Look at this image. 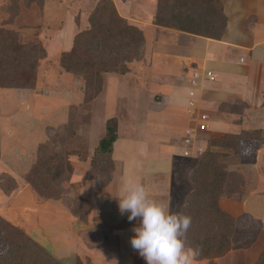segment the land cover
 I'll return each mask as SVG.
<instances>
[{
  "label": "rangeland",
  "instance_id": "374dc122",
  "mask_svg": "<svg viewBox=\"0 0 264 264\" xmlns=\"http://www.w3.org/2000/svg\"><path fill=\"white\" fill-rule=\"evenodd\" d=\"M99 1L44 0V5L41 7L37 3L27 7L21 0L18 3L19 11L17 15H14L13 1L0 0V28L13 30L20 44L42 45L46 51V58L40 61L37 72V88L42 90L40 96L27 97L26 92L18 94L16 90L0 89V179L4 175L10 176L14 179L16 188H19L10 197L0 190V217L19 228L62 264H78V260L81 264H146V261L130 244V239L134 235L132 229L138 225V221H129L128 214L122 215L119 211L117 197L121 195L126 180L131 179L143 185L151 196L158 193L154 188L155 182L173 168L177 178L174 175L171 183L173 185L172 208L173 212L179 213L185 202L181 203L180 197L192 191L190 173L199 164L200 159L206 158L207 154L208 156L214 153L222 155L212 166L213 182L207 195V201L210 204H220L222 198L236 200L246 195L249 178L245 170L239 168L240 148L239 152L234 153L226 148L215 147V141L225 137L214 131L213 126L209 124L210 115L203 113L201 109L195 111L199 116L194 114V118L198 117L199 122L195 119L189 125L193 131L189 130L191 132L184 136V131L178 129L177 133L169 135L168 127L173 128L170 126L174 123L171 125L165 117L168 115L167 112L175 109L167 108L171 105L166 103L164 90L162 88L154 90L150 84L152 81L146 78L149 77L148 75L139 74L137 81L145 83L146 87L138 92L132 84H129L127 88L125 82L116 77L120 75L113 74L109 77L105 74L101 93L91 103H82L88 89L85 88L81 78H76L61 69L60 57L65 51H52L49 44L59 40L60 33L65 29L64 23L67 19L69 20L66 16L70 19L72 17V23L75 24L74 31L70 35H64L67 37L66 40L71 41L81 30L88 28L89 16ZM112 1L119 15L144 33L145 43L140 49V57L136 62L128 65L130 70H133L132 75L136 76L142 72L140 64L145 62L148 65L152 58L150 56L154 53L158 54L159 51L154 50L155 45L171 40L169 38L171 34L178 35L183 32L169 26L161 27L155 24V19L159 15V0ZM231 1H234L233 8L236 9L235 0H223L227 17V6L231 5ZM64 12L68 15L65 16ZM23 14L29 19L22 18ZM30 17H34V21L30 20ZM252 26V19L244 20L243 28L247 29L250 36L263 39L262 28L255 29ZM226 33L227 28L223 38ZM64 39L65 37L61 36L60 44ZM162 56L158 54L155 60L158 68L162 66L161 70L164 71L168 66L164 64V60H160ZM186 69L182 76L185 75L184 72L188 73ZM157 76L167 79L168 73L167 76L164 72L163 75L157 74ZM172 76L176 75L173 73ZM115 78H118V82L121 80V85L112 82L116 80ZM200 78V74L194 71L190 84H198L197 81ZM208 79L210 80L209 77ZM131 81L134 82L133 79ZM162 82L164 83L165 80ZM135 99H137V105L134 103ZM196 103L193 104V108ZM212 104L208 103V105ZM232 106L237 108L232 111L238 115H244L246 112L243 109L244 105L237 103ZM75 110L77 114L73 116ZM259 112L260 116L264 114L263 109ZM148 113L151 116H148ZM203 116L207 117L206 122L202 121ZM71 118H73L72 121ZM113 118L118 120L119 126V140L113 152L115 169L111 180L101 183L96 178L97 171L93 160L99 142L105 134L106 123ZM251 120V122H245L243 128L253 129L259 125L257 118ZM199 124L206 125L204 131ZM48 125L56 129L54 131L58 136L55 151L64 160H61L64 165L69 164L71 167V169L65 167L66 175H63L58 185L50 188V193L56 194L57 197L60 195V199L52 201L38 195L29 181L30 174L35 171L32 167L38 156L37 146L47 140ZM237 128H239L238 124H227L224 125L223 130L227 133ZM186 141H190L192 145L188 144V146L194 149L184 151L186 159L175 157L171 161L167 156V159L165 157L160 159L161 164H151L154 163L152 159L157 154L160 153L159 156L162 153L168 154L166 147L170 146L169 149H171L175 146L182 149ZM253 145L259 144L253 143ZM258 154L264 161V151ZM151 156L154 157L151 159ZM188 159L197 163L190 165ZM56 161L58 162V157ZM166 161L174 162V166L171 167L172 164ZM161 166L164 170L159 168ZM152 181L153 185H151ZM157 189L159 190V187ZM161 199L168 200L165 197ZM226 205L229 203H226L224 207ZM247 207L248 211H259L258 209L263 211V206L256 198H253ZM70 209L76 210L78 216H72ZM108 210H112L113 214L119 213V216L104 214ZM80 216H86V221L80 220ZM109 226L114 232L110 231ZM258 234L261 235L251 240L246 246H236L235 243V251L232 250L231 245L229 253L223 257L195 260L194 263L257 264L264 252V233H256L255 236ZM239 238L240 234H236L235 242ZM115 243L123 246L122 248L120 246L119 256H111L100 250L101 247L106 251L107 245L111 246ZM3 250L0 246V252ZM90 259L94 262L91 263Z\"/></svg>",
  "mask_w": 264,
  "mask_h": 264
},
{
  "label": "trees",
  "instance_id": "16d2710c",
  "mask_svg": "<svg viewBox=\"0 0 264 264\" xmlns=\"http://www.w3.org/2000/svg\"><path fill=\"white\" fill-rule=\"evenodd\" d=\"M13 14L19 11L21 0H12ZM25 6L37 3L40 7L44 0H23ZM159 15L155 24L171 27L179 32L195 37L222 40L228 17L223 0H159ZM168 16V18L166 17ZM89 27L81 30L73 39L72 49L61 55V69L81 78L88 89L84 102L91 103L102 91L105 74L128 75L133 64L140 57V49L145 43L144 33L122 18L112 0H100L88 19ZM46 51L42 45L27 46L19 43L13 30L0 28V89L32 91L37 88V72ZM71 107V106H70ZM245 108V106H244ZM237 108H235L236 110ZM77 111L72 114L75 116ZM73 118L70 120L72 121ZM53 127L47 128V140L38 145L37 160L29 181L36 193L47 200L60 199L50 193V188L58 185L65 167L59 153L55 151L58 136ZM119 140V126L116 118L106 123V130L96 149L93 165L97 179L101 183L110 181L115 169L113 152ZM264 140L261 131H243L238 135H227L216 140L215 147L239 152L242 141ZM39 153V154H38ZM222 155L214 153L202 158L190 173L192 191L182 206L183 212L192 218L186 235V244L197 250L196 261L225 256L231 248V237L235 231V217L225 212L219 203L207 201L209 187L213 182V169ZM58 157V162L56 161ZM205 157V156H204ZM62 160V161H61ZM66 175V174H65ZM7 179V181H6ZM98 181V182H99ZM16 183L10 176L0 179V190L11 195ZM52 189V188H51ZM52 194L51 196H48ZM242 198L234 201L240 202ZM72 216L77 211L70 209ZM86 221V216H80ZM0 264H62L52 254L29 238L19 228L0 217ZM78 264L81 262L78 260ZM257 264H264V252Z\"/></svg>",
  "mask_w": 264,
  "mask_h": 264
},
{
  "label": "crops",
  "instance_id": "0c3cea01",
  "mask_svg": "<svg viewBox=\"0 0 264 264\" xmlns=\"http://www.w3.org/2000/svg\"><path fill=\"white\" fill-rule=\"evenodd\" d=\"M235 1L236 9L233 8L234 1H231V5L227 6L229 22L227 33L222 40L218 41L203 37H195L185 33L178 35L171 34L169 35L171 40L154 46V50L156 52L159 51L158 54L163 55L160 60H164V64L168 66L166 70H161V68H163L162 66L158 68V64L155 60V57L157 58L158 54L154 53L153 56H150L152 58L148 65H146L145 62L140 64L139 67L142 68L141 73L134 76L132 75V70L128 75L116 76L125 82L127 88L129 87V84H132L135 86L136 91L141 92L146 86L145 83L138 82L137 79L140 77L139 74H145V76H149L146 78L149 79V81H152L150 84L154 87V90L161 88L164 90L165 93L163 95L166 99V103H170L171 105L167 108L175 109L174 111L167 112L168 115L165 117V120L168 123L170 122L171 125L174 123V125L170 126L173 128L169 129L168 127L170 136L177 133L178 129L184 131V136L190 133L191 131L189 130L192 129L189 127L190 123H193L195 119L199 122L198 117L194 118V114H198L196 112L199 109H201L203 113L210 115L209 124H211L214 131L222 137L227 135H238L243 131H261L264 135V114L261 116L259 115V111L262 109L264 110V38L257 39V36L254 38L253 35L250 36L247 29L243 28L244 20L250 18L253 21L252 27L255 29L256 27H260L264 33V0H253L251 2L250 0ZM230 9L231 11L233 9V11H229ZM64 14L65 16L68 15L67 12H64ZM26 16L27 15L23 14L22 18L24 17L28 20L29 17ZM66 18H69V20L67 19L66 23H64L65 29L59 35L60 38L63 36L65 39L61 44L59 42L60 38L57 41L51 42L49 45L52 51L59 50L61 52L64 50L65 52H68L72 49L73 39L71 41L66 40L67 37L64 35H70L74 31L73 26L75 24L72 23V17L70 19V17L66 16ZM34 19V17H30V20L32 21H34ZM255 29L253 30L255 31ZM184 69L188 70V73L184 72L185 75L182 76ZM194 71L200 74L201 77L197 81L198 84H190ZM163 72L166 76L168 73L167 79L157 76V74L163 75ZM173 73L176 76H172ZM207 73H212L216 80L211 82L207 77ZM107 75L111 77L113 74ZM115 79L116 80L112 82L114 84L120 83L121 85V80L118 82V78ZM132 79L134 80L133 83L131 81ZM164 80L165 82L163 83L162 81ZM23 92L27 93V97L32 95L37 97L42 94V90H39L38 88L32 91L16 90V93L18 94ZM150 101L152 102V100ZM207 102L213 104L208 105ZM134 103L137 105V99H135ZM194 103H196L195 108H193ZM237 103L245 106V108H243L246 111L244 115H238L232 111V109L235 110L232 105ZM178 110H180V112ZM169 114L171 116H169ZM148 116H151V114L148 113ZM243 116L245 117L243 118ZM210 118L211 120L213 119V122H211ZM250 118H257L259 125L253 127V129H247L246 127L243 128L245 122L252 121ZM227 124H238L239 128L232 132L224 133L226 132L223 130L224 125ZM253 143H258L259 145H253ZM188 144L192 145L190 141H186L183 144L182 149L175 146L171 147V149H169L170 146L168 148L166 147L165 149H168V154L162 153V155L159 156V153L157 154L159 158L156 156V159L153 158L154 156H151V159L153 158L152 160L154 162L151 164H161L160 159L162 160L163 157L167 159V156H169L171 161L175 157H178L179 159H181V157L185 158V150H194L190 148ZM239 148V168L245 170V173L249 178L247 185L248 192L243 196L242 201L240 202L225 200L224 198L220 201V207L225 212H228L235 217V231L231 239L233 251L236 250L235 243L236 246H246L251 240L258 238L261 235L258 234L255 236L256 233H264V161L260 159L258 154V152L261 154L264 151V140L242 141ZM171 161L166 162H170L172 164L171 167H173L174 162ZM187 161L191 163L190 165L195 163L194 160L188 159ZM162 167L163 166L159 168L164 170ZM174 175L177 178V174H174L173 168L170 172H165V175L162 176L163 178L161 177L155 182L154 188H156L158 193L150 196L156 200H163L161 199L162 197L167 198L168 200L165 201L169 203L172 212L173 185H171V183ZM159 184L162 186L160 187ZM151 185H153V181L151 182ZM170 186H172V188ZM158 187L159 190L157 189ZM17 190H19V188L9 195V197L17 192ZM189 192L187 193L189 194ZM187 193H184V197H180L181 203L186 200ZM253 198H256V200L258 199L260 205L263 206V211L260 209H258L259 211H248L247 206ZM226 203H229V205L224 207ZM112 210H108L107 212H104V214H108V216H111V214L119 216V213L113 214ZM108 228L111 229L110 226ZM110 231L114 232L113 229ZM236 234H240V238L237 242H235ZM121 245L122 244L115 243V245H107L106 251L101 247L100 250H103L111 256H119L121 248L123 247ZM96 250L100 251L99 249ZM92 262H94V260H91V263Z\"/></svg>",
  "mask_w": 264,
  "mask_h": 264
},
{
  "label": "clouds",
  "instance_id": "9594fccd",
  "mask_svg": "<svg viewBox=\"0 0 264 264\" xmlns=\"http://www.w3.org/2000/svg\"><path fill=\"white\" fill-rule=\"evenodd\" d=\"M118 206L129 221H138L130 244L146 264H194L197 250L186 244L190 215L172 212L167 201L151 198L131 179L124 183Z\"/></svg>",
  "mask_w": 264,
  "mask_h": 264
},
{
  "label": "built area",
  "instance_id": "2783aa9c",
  "mask_svg": "<svg viewBox=\"0 0 264 264\" xmlns=\"http://www.w3.org/2000/svg\"><path fill=\"white\" fill-rule=\"evenodd\" d=\"M207 77H209L211 81L215 80V76L212 73H208ZM202 121L206 122L207 121V117L203 116L202 117ZM200 128L204 131L205 128H206V125H202V126H200Z\"/></svg>",
  "mask_w": 264,
  "mask_h": 264
}]
</instances>
